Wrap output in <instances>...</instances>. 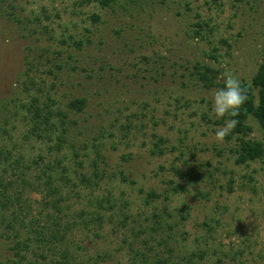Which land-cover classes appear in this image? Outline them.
Segmentation results:
<instances>
[{
  "label": "rangeland",
  "instance_id": "rangeland-1",
  "mask_svg": "<svg viewBox=\"0 0 264 264\" xmlns=\"http://www.w3.org/2000/svg\"><path fill=\"white\" fill-rule=\"evenodd\" d=\"M9 1L21 23L0 16V150L13 156L20 151L28 161L51 159V144L24 138L27 126L14 114L32 96L39 103L45 100L37 89L49 91L54 108L64 111L78 94L90 100L82 114L73 115L86 129L88 156L81 149L76 158L69 150L60 155L70 184H77L69 192L67 219L73 214L82 219L77 218L66 237L80 245L79 251L75 248L77 261L93 264L100 254L104 259L99 264H264V166L235 164L228 151L232 142L216 139L225 122L211 114L218 88L200 90L186 70L187 59H201L206 45L184 39L187 23L199 17L213 29L215 44L220 38L231 43L229 54L216 64L220 80L231 74L248 81L264 61V0L243 3L242 8L233 0H168L146 22L119 18L94 4L80 5L82 0ZM181 10L186 18L177 15ZM92 13L101 18L93 25L88 21ZM35 16L39 21L28 24ZM147 23L151 26L142 31L136 27ZM84 26L98 29L87 51L92 76L73 74L70 81L65 78L51 88V76L44 74L50 65L42 61L31 75L35 84L26 89L27 53L36 63L41 49H51L70 33L80 35ZM97 40L101 46H94ZM226 51L220 49L224 55ZM157 55L166 60L151 68ZM252 123V137L262 139ZM95 149L101 153L104 180L83 188L73 162L81 160L90 169ZM121 173L135 183L122 182ZM141 187L162 196L146 205L138 193ZM32 191L27 187L25 198L36 212L42 195ZM100 197H113L114 210H100L95 200ZM98 215L102 221L95 220ZM1 233L0 264H13L7 261L12 259L7 250L12 241ZM15 261L45 263L28 250Z\"/></svg>",
  "mask_w": 264,
  "mask_h": 264
},
{
  "label": "trees",
  "instance_id": "trees-1",
  "mask_svg": "<svg viewBox=\"0 0 264 264\" xmlns=\"http://www.w3.org/2000/svg\"><path fill=\"white\" fill-rule=\"evenodd\" d=\"M167 1L82 0L80 5L94 4L98 8L116 14L119 18L131 16L138 22H146L148 15L156 10L158 4L162 6ZM233 1L237 3L236 7L242 8L243 3L249 4L250 1L255 2L256 0ZM5 6L10 9H6ZM15 6L9 0H0V16H12V20L20 24L21 19L14 12ZM176 13L183 18L188 16L185 10ZM88 16V21L92 25L101 19L98 13H92ZM193 19L194 21L188 22L184 28V39L188 43L205 44L206 49L199 52L201 59L197 57L187 59V74L200 90L209 91L220 88L224 82L220 80L221 68L216 64L223 62L224 56L229 54V50L232 48L231 43L228 39L220 38L215 44L212 38L213 29L208 28V24L199 20V17ZM38 21L35 16L30 19L28 24ZM146 25L150 27L151 23L136 25V27L142 31L147 27ZM83 28L80 35L70 33L67 38L59 39L57 45L55 44L51 49L50 47L41 49L36 60L38 63L29 59V53H27L24 63L27 67V75L30 74V77H28L27 85H25L26 89L29 88L28 85L35 84L31 75L39 70L37 66H41L42 61L50 65L44 70V74L51 76V88H56V83L63 82L65 78L70 81L73 74L80 76L85 73L87 76H92L93 68L86 65L91 59L87 51L93 45V37L97 34L98 29L95 27L93 32L87 26ZM244 29V32L247 33L248 29L245 27ZM115 34L119 35L117 29ZM54 37L51 35V40ZM101 44L97 40L94 46H101ZM223 47L227 49L225 55L220 52ZM163 60H166V57L157 55V58L153 59L151 68ZM144 64H147V67L150 66L146 61ZM100 67L104 68L103 65ZM240 84L247 100L239 109V115L236 117L239 121L238 124L225 137L227 142H232L228 151L237 165L259 162L264 166V61L258 64L256 72L248 81L242 80ZM41 90L42 88L37 89L40 94L45 93V100L42 103H39V98L36 95L32 96L29 101L20 102L14 114H18L27 126L24 138H35L51 144L49 147L51 159L37 156L28 161L20 151H17V155L13 156L10 150H3L4 148L0 150V230H2L1 234L5 236V239L12 241V244L7 248L12 259L7 258V261L15 264L17 262L15 260H21L22 254L28 250L32 251L33 255L44 259L45 263L43 264H83L79 263L74 255L75 248L79 251L80 245H73L74 242L71 243L67 239L68 233L73 230L78 222L77 218L82 219L81 215L75 216V214H73L71 221L67 219L70 215L68 212L70 209L68 202L71 200L69 192L72 189L76 191L73 186L75 187L77 184H70V173L63 165L64 161L60 155L63 154V150H69L73 152L74 158H76L78 156L77 151L81 149L82 156H88L89 149H87L88 144L84 135L86 129L78 123L73 115L82 114L88 107L90 100L86 95L78 94L66 104L64 111L59 107L54 108L55 101L52 96L48 95L49 91L42 90L41 92ZM252 122L255 123L262 139L257 140L252 137L254 133ZM94 154L95 158L88 160L91 161L89 163L90 169H86L81 160L77 161L78 159H76L73 162V172L77 175L78 184L83 188L92 187L95 183L104 180L105 169L99 165L101 153L95 149ZM86 170H89L90 173L87 174ZM121 175L122 182L131 185L135 183L133 178L129 179L122 173ZM27 187H30L32 192L42 195L40 201L37 202L38 210L36 212L31 211L32 203L25 198ZM179 188L181 192L185 190L182 187ZM138 193L146 205H150L162 196L154 189L142 187L138 189ZM78 196L76 194V197ZM95 200L98 202L97 206L100 210H114L113 197H100ZM94 218L98 221L103 220L102 215ZM153 218H158V215L153 214ZM100 258L104 259L100 254H97L93 264H99L98 259Z\"/></svg>",
  "mask_w": 264,
  "mask_h": 264
},
{
  "label": "clouds",
  "instance_id": "clouds-1",
  "mask_svg": "<svg viewBox=\"0 0 264 264\" xmlns=\"http://www.w3.org/2000/svg\"><path fill=\"white\" fill-rule=\"evenodd\" d=\"M247 96L241 87L238 78L231 74H226L224 84L218 88L212 95L211 99V114L218 119H225L223 126L217 129L215 137L218 141H223L224 138L238 124L239 109L246 102Z\"/></svg>",
  "mask_w": 264,
  "mask_h": 264
}]
</instances>
